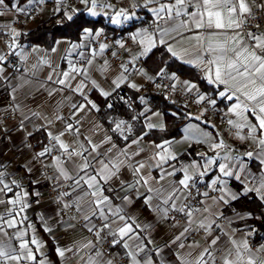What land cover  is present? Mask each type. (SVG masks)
I'll return each instance as SVG.
<instances>
[{"label": "snow or ice", "instance_id": "obj_1", "mask_svg": "<svg viewBox=\"0 0 264 264\" xmlns=\"http://www.w3.org/2000/svg\"><path fill=\"white\" fill-rule=\"evenodd\" d=\"M49 2L0 0V141L13 151L11 133L23 134V159L0 158V264H56L40 229L55 239L78 224L90 236L57 241L60 264H264V243L247 223L264 216L234 207L242 199L264 206V0H51V16L75 28L76 40L21 43L29 33L17 24ZM158 52L150 73L144 65ZM170 62L194 69L210 89ZM135 77L175 110L153 108ZM192 104L197 114L185 111ZM169 117L187 121L183 135L149 139L167 132ZM35 132L44 139L33 144ZM225 132L252 150L234 149ZM181 143L203 150L177 153ZM42 181L58 208L51 223L37 217L38 229L29 212L44 196Z\"/></svg>", "mask_w": 264, "mask_h": 264}, {"label": "crops", "instance_id": "obj_2", "mask_svg": "<svg viewBox=\"0 0 264 264\" xmlns=\"http://www.w3.org/2000/svg\"><path fill=\"white\" fill-rule=\"evenodd\" d=\"M23 3H26V1ZM52 7H53V4L50 0V2L47 4L45 11L42 14L37 15L35 19L28 20L27 23L17 24V27H19L22 30L27 31V32L30 31L31 29H33L38 24L52 18V16H51V8ZM140 15L142 17L146 18L148 14L146 12L142 11L140 13ZM23 19H24V17H21V20H23ZM55 20H56V18H55ZM6 21H7V18H4V22H6ZM196 74L199 76V74L197 72H196ZM135 79L138 82L143 83L144 87L146 89L149 88L152 91L155 90V88L153 86H151V85L147 84L146 82L140 80L139 77H135ZM205 83H206V81H205ZM141 94H144V93H141ZM98 102H100V101L98 100ZM0 103H7L6 98L0 96ZM150 105L152 106L151 103H150ZM221 105H222L221 108H223L224 105L223 104H221ZM199 110H200L199 108L191 109L190 107L187 109V111L192 112L193 114H197L199 112ZM212 121H213V123L216 124L217 129H219V130H224L227 128V125L224 123V121H220V120H217L215 118H212ZM225 121H226V119H225ZM185 123H187V121ZM192 123H196V121H192ZM184 124L180 127V135L176 139H179L183 135L181 129L184 127ZM29 129L31 130V125H29ZM38 133H40V132H35L34 134H38ZM41 134L43 135V133H41ZM22 135H23L22 133L17 132L15 130L11 133L13 140H15L16 144H17V149L13 150V151L8 150L11 148V144L8 143L7 137H4L3 141H0V152H2V156H0V158H2L5 161H11L12 165L17 164L21 159H23V157H21L19 155L20 138ZM225 139H226L227 143L231 144L234 149H238L239 152H243L245 150H252L250 146L242 144L241 142L233 139V137L227 132H225ZM30 142L35 144L34 142H32V140H30ZM37 150H39V149H37ZM198 150H203V149L199 148L196 145H193V148L189 149L187 144H185V143H181V144L176 145L177 153H184L186 151H192L194 153L195 151H198ZM29 155H30V153H29ZM187 159H188V157L185 160H187ZM249 163L252 164L253 170L255 171V163L254 162H249ZM37 177L39 178V174H37ZM40 190L44 193V196L41 199V203L39 205H34L33 209L29 212V215L32 218L33 223L36 224L38 229L40 228V221L37 219V217L39 215H43L45 218H49V223H51L52 220L50 218L55 217L56 211L58 208V206L54 203L55 194L51 192L50 187H48L46 184H44L43 181H42V186L40 187ZM140 208H141V202H138L136 205V208L133 211L134 212L138 211V210H140ZM240 212H248V211H240ZM228 214H231V213H228ZM144 217H148L149 219H151V216L147 211L143 212L141 219H143ZM247 223L251 224V220L247 221ZM243 224H244L243 221H238L235 226L242 227ZM166 234L170 235V233H167V227L166 226H164L163 228H160L159 231L156 233L158 246H161V247L163 246L164 239L166 238ZM39 235L46 242V251L47 252H49V244L50 243L52 244L53 250H54L55 244L57 241L60 244H68V243H71V241L73 239H80L81 237H89L90 236V234L87 233L86 230H84L82 227H80L79 224L77 225V227L74 231L65 232L63 229L57 230L56 235H55V239H53V238L49 237L47 234H45L42 229H40ZM255 243H264V236L259 242H255ZM54 254H55V251H54ZM166 255H167V253H166ZM50 258L52 260H54L56 262V264H60L59 258H57L56 256H55V258L50 256ZM168 258L170 260L174 259V257H172V256H168ZM78 259H79L78 257H71L69 260H67L65 262V264H78Z\"/></svg>", "mask_w": 264, "mask_h": 264}, {"label": "trees", "instance_id": "obj_3", "mask_svg": "<svg viewBox=\"0 0 264 264\" xmlns=\"http://www.w3.org/2000/svg\"><path fill=\"white\" fill-rule=\"evenodd\" d=\"M26 0H21V3L25 2ZM86 19H90L85 17ZM99 26V25H98ZM29 35L21 38V43L26 45H35L39 44L42 47H47L53 39H58L61 37H65L70 40H76L77 33L75 28H60L55 18H50L47 21H44L37 26H35L33 29L28 31ZM108 33H112L111 31H108ZM160 59V53L158 52L155 56H153L150 60L147 61V63L144 65L145 68L151 73L152 70L156 67V65L159 63ZM172 70H177L180 68H183V78L189 79V78H195V82L199 84L201 90H208L210 89V86L205 83V81L201 80L199 76L196 74L194 69L189 68L188 66L184 65L181 66L176 62H170ZM125 90L129 93L130 96L139 95L133 93V91L125 88ZM146 93H144L149 100V102L152 104L153 108H159L167 114L171 110H175L174 107L169 104L167 101L163 100V98L157 93L149 88L146 89ZM138 103V101H137ZM219 103V101H218ZM103 106V105H102ZM221 107L222 105L219 104ZM116 114L124 115V113L127 112L126 106L123 104L117 102L116 104ZM187 111V109L185 110ZM130 115V113L128 114ZM124 118H127L125 116ZM186 121H180L175 120L173 121L172 118H168L167 124H168V130L165 133H162L158 130L153 131L150 133L149 139H155L157 142L160 141L161 137L163 138H177L180 135V127L185 123ZM44 139V136L41 133L34 134L33 138H31L32 142L35 144L39 141ZM182 159H186V156H182ZM234 207L238 211H250L253 213V215H261L264 216V206H261L258 201L255 199H242L238 202H235ZM228 213H231V209L228 210ZM251 224L256 226L258 229L257 234L253 237L254 242H259L263 236H264V221L261 220H251ZM48 254L55 258L53 246L50 243L49 244V252Z\"/></svg>", "mask_w": 264, "mask_h": 264}, {"label": "built area", "instance_id": "obj_4", "mask_svg": "<svg viewBox=\"0 0 264 264\" xmlns=\"http://www.w3.org/2000/svg\"><path fill=\"white\" fill-rule=\"evenodd\" d=\"M117 37L119 36V33H116L115 34ZM108 36L109 38H112L113 37V33H108ZM155 92H157L156 90H154ZM122 95H127V96H130L129 93L124 89L123 92L121 93ZM184 102L183 98H180V103L182 104ZM191 109H195V108H199V106L195 105V104H192L190 106ZM200 109V108H199ZM211 115V114H210ZM212 118H215L217 120H220L221 119L218 117V116H212ZM224 123L226 124V121L224 120ZM227 125V124H226Z\"/></svg>", "mask_w": 264, "mask_h": 264}]
</instances>
